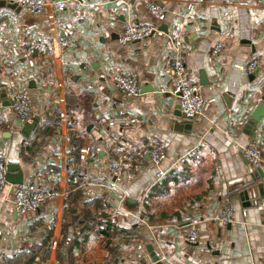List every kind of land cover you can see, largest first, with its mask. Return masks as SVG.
<instances>
[{
    "label": "crops",
    "instance_id": "obj_1",
    "mask_svg": "<svg viewBox=\"0 0 264 264\" xmlns=\"http://www.w3.org/2000/svg\"><path fill=\"white\" fill-rule=\"evenodd\" d=\"M147 1L47 0L40 16L0 8V160L19 165L24 183L60 193L19 216L16 186L4 189L0 264H153L152 255L160 264H264V161L254 168L244 154L255 147L264 159V117L250 125L264 98V0H152L160 18ZM127 24L157 32L123 45ZM175 45L205 97L196 119L173 93ZM130 72L143 92L136 99L112 83ZM21 91L33 106L27 120L10 109ZM154 147L166 155L160 167L145 153ZM118 151L129 161L115 176ZM159 169L168 175L154 184ZM227 202L231 224L220 220Z\"/></svg>",
    "mask_w": 264,
    "mask_h": 264
},
{
    "label": "built area",
    "instance_id": "obj_2",
    "mask_svg": "<svg viewBox=\"0 0 264 264\" xmlns=\"http://www.w3.org/2000/svg\"><path fill=\"white\" fill-rule=\"evenodd\" d=\"M11 4H15L34 16L42 15L49 6L47 0H3ZM66 5L63 1H54L50 6L62 9ZM146 8L149 13L155 17L160 18L165 14V10L159 6L155 1H147ZM157 32V28L153 25H136L127 24L124 28L119 42L123 45H129L135 42H142L149 39ZM224 45L217 44L212 49L215 55L221 54ZM258 68V62L252 61L247 71L254 73ZM172 69L175 78V87L173 93L179 100V105L182 115L187 119H196L202 116L205 108V97L200 85L193 84L188 80L187 69L185 62L181 55L179 45H175L172 55ZM114 88L126 95L129 98L136 99L142 96V89L138 74L134 72L115 74L112 78ZM13 114L17 115L22 120H27L33 113V106L31 104L29 94L27 92H16L13 95V102L11 106ZM84 152L87 150L83 149ZM154 166L160 167L165 160L166 155L159 147H154L145 151ZM245 157L249 164L254 168H260L263 165V154L255 148L249 147L244 151ZM129 161V155L125 152L118 151L115 155L113 163L111 164V172L115 176H120L125 171V166ZM8 165L0 160V194L9 185L7 182ZM168 175V171L159 169L155 176L154 184L161 183ZM60 196V193L55 189L43 188L33 183H24L17 185L14 192V209L19 216H25L31 212L40 210L45 205L55 201ZM235 208L232 203H225L222 206L220 220L224 224H231L234 220ZM200 240V232L196 227L189 230L188 242L190 245H197Z\"/></svg>",
    "mask_w": 264,
    "mask_h": 264
},
{
    "label": "water",
    "instance_id": "obj_3",
    "mask_svg": "<svg viewBox=\"0 0 264 264\" xmlns=\"http://www.w3.org/2000/svg\"><path fill=\"white\" fill-rule=\"evenodd\" d=\"M5 7L11 10L21 9L19 6L15 4H11L6 1L0 0V8H5ZM202 85H205V84L202 83ZM262 100L263 102L259 104V106L256 108V110L253 112V114L250 117V125L252 126H256L260 122V120L264 117V98ZM260 174H261V177L264 178V173L262 171L260 172ZM6 179L9 184H12L15 186L24 184L23 173L20 169V166L16 164H10L8 166V173H7ZM263 187H264L263 184L258 185V188L261 191ZM148 250H151V248H149ZM152 257H153V260H152L153 264H160L158 258H155L154 255H152Z\"/></svg>",
    "mask_w": 264,
    "mask_h": 264
}]
</instances>
